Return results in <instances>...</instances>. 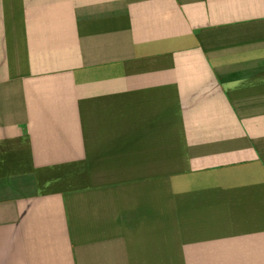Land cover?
<instances>
[{
    "label": "crops",
    "instance_id": "0c3cea01",
    "mask_svg": "<svg viewBox=\"0 0 264 264\" xmlns=\"http://www.w3.org/2000/svg\"><path fill=\"white\" fill-rule=\"evenodd\" d=\"M0 264H264V0H0Z\"/></svg>",
    "mask_w": 264,
    "mask_h": 264
}]
</instances>
